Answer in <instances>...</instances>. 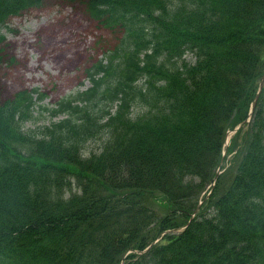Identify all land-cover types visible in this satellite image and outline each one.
I'll use <instances>...</instances> for the list:
<instances>
[{
	"label": "trees",
	"instance_id": "16d2710c",
	"mask_svg": "<svg viewBox=\"0 0 264 264\" xmlns=\"http://www.w3.org/2000/svg\"><path fill=\"white\" fill-rule=\"evenodd\" d=\"M43 1L0 0V28ZM77 1L122 36L39 104L59 118L26 127L44 93L0 95V264H264V86L214 180L264 71V0Z\"/></svg>",
	"mask_w": 264,
	"mask_h": 264
},
{
	"label": "rangeland",
	"instance_id": "374dc122",
	"mask_svg": "<svg viewBox=\"0 0 264 264\" xmlns=\"http://www.w3.org/2000/svg\"><path fill=\"white\" fill-rule=\"evenodd\" d=\"M1 31L5 35L0 61L1 98H9L20 89L37 88L44 93L43 99L33 106L35 120L25 123L29 128L61 117H52L39 104L50 107L61 97H70L77 90L89 87L87 68L113 48L122 36L119 29L114 31L100 25L77 0H44L38 7L10 16ZM184 57L194 60L190 53ZM140 111V107L135 106L133 114ZM103 139V135L90 139L83 154L97 152ZM226 153L222 171L231 157ZM123 262L124 256L119 264Z\"/></svg>",
	"mask_w": 264,
	"mask_h": 264
},
{
	"label": "water",
	"instance_id": "95a60500",
	"mask_svg": "<svg viewBox=\"0 0 264 264\" xmlns=\"http://www.w3.org/2000/svg\"><path fill=\"white\" fill-rule=\"evenodd\" d=\"M263 85H264V71H263V73H262V75H261V77H260V80H259V85H258V90H257V92H256V94H255V96H254V98H253V100H252V102H251V106H250V110H249V116L252 114V112H253V109H254V107H255V105H256V102H257V99H258V97H259V95H260V93H261V91H262V89H263ZM248 119H246V120H244L242 123H244L245 121H247ZM241 123V124H242ZM241 124H239L238 126H236L235 127V129H234V131L241 125ZM219 173V171L217 172V174ZM216 174V175H217Z\"/></svg>",
	"mask_w": 264,
	"mask_h": 264
}]
</instances>
